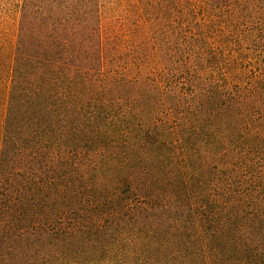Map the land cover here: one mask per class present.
Returning a JSON list of instances; mask_svg holds the SVG:
<instances>
[{"label":"trees","instance_id":"16d2710c","mask_svg":"<svg viewBox=\"0 0 264 264\" xmlns=\"http://www.w3.org/2000/svg\"><path fill=\"white\" fill-rule=\"evenodd\" d=\"M0 90V264H264V0H20Z\"/></svg>","mask_w":264,"mask_h":264},{"label":"rangeland","instance_id":"374dc122","mask_svg":"<svg viewBox=\"0 0 264 264\" xmlns=\"http://www.w3.org/2000/svg\"><path fill=\"white\" fill-rule=\"evenodd\" d=\"M20 0H0V90L6 92L5 71L14 51Z\"/></svg>","mask_w":264,"mask_h":264}]
</instances>
